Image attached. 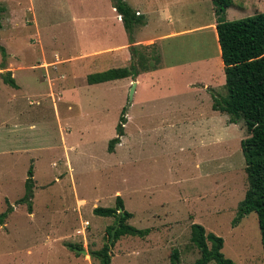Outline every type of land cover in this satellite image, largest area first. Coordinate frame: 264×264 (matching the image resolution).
I'll return each instance as SVG.
<instances>
[{
  "label": "rangeland",
  "instance_id": "obj_1",
  "mask_svg": "<svg viewBox=\"0 0 264 264\" xmlns=\"http://www.w3.org/2000/svg\"><path fill=\"white\" fill-rule=\"evenodd\" d=\"M82 1L113 6L111 0ZM128 1L149 23L134 36L158 40L150 49L136 48L140 75L173 68L159 74V84L141 79L131 106L138 78L88 83L89 75L123 65L119 57L90 55L122 44L123 36L89 40L85 29L72 32L76 14L93 17L89 9L75 8L73 0L62 7L20 0L25 6L13 7V24L12 7L0 3V264H99L89 253L110 243L116 219L94 209L116 208L117 197L133 215L128 224L151 233L122 237L111 248L112 264H195L201 254L191 242L193 224L223 238L227 259L264 264L257 213L233 224L249 189L241 147L249 135L243 119L233 124L230 116L214 114V97L228 99L221 48L215 30L195 31L215 18V4L170 0V18L163 21L159 13L144 12L153 2ZM258 13H264V0H234L224 18ZM8 73L18 88L4 82ZM122 116L124 136L110 153ZM30 170L32 201L19 203Z\"/></svg>",
  "mask_w": 264,
  "mask_h": 264
},
{
  "label": "trees",
  "instance_id": "obj_2",
  "mask_svg": "<svg viewBox=\"0 0 264 264\" xmlns=\"http://www.w3.org/2000/svg\"><path fill=\"white\" fill-rule=\"evenodd\" d=\"M113 7L122 17L124 28L129 36V42L134 43V30L144 26L145 20L138 15L125 0H111ZM215 4L217 16V35L221 48V57L226 77L228 99L214 97V110L230 116L231 123L236 124L243 119L248 133V138L241 143L243 155L246 161V173L249 189L244 200L238 206L237 218L233 224H238L251 213H257L259 228L262 236L264 250V13H258L236 21H226L224 16L232 7L234 0H212ZM5 12L0 7V14ZM133 63L130 67L114 68L104 72L91 74L87 80L89 85L107 83L127 78L135 80L140 75V61L137 60L136 48H131ZM3 59L7 57L6 50L2 48ZM5 64L3 63V69ZM4 82L18 88L16 81L10 73L3 75ZM127 123L126 116H122L118 126V137L109 144V152L113 153L115 147L121 144L124 136V126ZM26 181V196L19 203L31 202L33 197V174L30 170ZM116 208H95L94 214L104 218H115L116 223L109 229L111 232L119 223L115 235L114 244L107 243L102 249L89 253L92 259L99 264H112L111 248L122 237L132 236L145 238L151 233V229H138L128 221L132 219V213L125 210L121 197H117ZM32 207H30V211ZM119 210H123L119 213ZM32 212V211H31ZM6 217V216H5ZM191 242L199 250L201 257L195 264H236L227 259L223 254L224 240L214 233H207L206 229L199 225L191 226ZM211 244V246H210ZM73 248V247H72ZM73 250H82L74 246ZM178 260V253L173 254Z\"/></svg>",
  "mask_w": 264,
  "mask_h": 264
},
{
  "label": "crops",
  "instance_id": "obj_3",
  "mask_svg": "<svg viewBox=\"0 0 264 264\" xmlns=\"http://www.w3.org/2000/svg\"><path fill=\"white\" fill-rule=\"evenodd\" d=\"M0 3H6L8 5V8L13 9V7H19L20 9H24L22 8V6H25L24 4L20 3V0H0ZM34 2L35 0H29ZM52 1H56L58 3V5L60 7H62L61 3L64 0H52ZM67 1V0H66ZM128 5L135 10L134 7H132L129 3L128 0H125ZM148 2L152 3V6H147L144 8H148V9H144V12L147 13L148 15H150L151 13H159L160 14V18L165 21L167 18H170V11H169V7L171 6L170 3L168 1L170 0H161V1H166V4H156V2H154L155 0H147ZM160 1V0H158ZM74 2V6H76L75 8L77 9H89L91 11V15H93V17H83L84 15H81L83 18L78 17L79 14H76L73 21L71 22V28H72V32L78 36V35H83V30L85 29V31H89L87 38L89 40H95L97 39L100 35V38H104V39H108V40H114L115 37L117 36H123V43L120 45H116V43L114 45H110V46H106L103 47L101 49H96L94 52H91V56L94 57H100V56H104L109 58V60L113 57L114 59H116L117 57L120 58V62L123 64L122 66H120L119 68H124V67H128V61L132 60L133 63V55H132V51L131 48H147L150 49L151 47H154L156 45V42H158L157 38L155 37H147V38H139L136 35L134 36V43L131 44L129 42V36L128 33L126 32L123 22H122V17L117 13L116 9L110 5L109 8L107 9H103L106 4H104L101 1H89V2H85L82 0H73ZM171 3H173V5H180L181 4V0H171ZM12 4V5H11ZM108 5V4H107ZM30 8L28 11L32 10L31 12H34V9H32L33 7L31 6V4H29ZM155 6V7H154ZM64 7V6H63ZM105 10V11H102ZM16 10V9H15ZM15 10L13 9V12L9 11V17H10V22L15 24V21L17 20L16 18L18 17V13L15 12ZM97 10H100L99 12ZM137 12L138 15L143 16V11H141L140 9L135 10ZM231 11V8L227 10V13L229 14ZM142 12V13H141ZM29 13V12H28ZM35 13V12H34ZM33 13V15H35ZM213 13H214V17L212 22L206 26L200 27V28H196L195 31L200 32V29H204V31L207 30H216L217 27V16H216V12H215V7L213 9ZM116 14V15H115ZM115 19H114V16ZM38 15H36V19H37ZM35 19V17H34ZM165 19V20H164ZM86 25V26H85ZM149 23L148 21L146 22V24L144 25V27H148ZM136 28H140V27H136ZM135 28V29H136ZM135 33V32H134ZM99 34V35H97ZM174 34H169V35H165L163 38H168L170 36H173ZM149 51V50H148ZM15 56V55H14ZM59 57V56H58ZM211 60V58H210ZM111 63V62H110ZM109 63V64H110ZM131 63V64H132ZM42 68L44 67V64L40 65ZM34 68V67H33ZM117 67H109L105 70H102L101 72L110 70V69H114ZM168 68V69H167ZM166 69L171 71L173 68L172 67H167ZM44 69V68H43ZM165 68L163 69V67H159L153 70H148L145 72H142L141 75H139V77H137V86L139 85V83L141 82V79H144L145 77L150 78L152 80H154V82L158 83L159 80V74L163 73L165 70ZM36 70V69H35ZM43 79V78H42ZM15 80V79H14ZM17 84V83H16ZM192 88L194 84L192 83H188L187 87ZM18 86V84H17ZM207 87L208 85L205 84L203 86V90L207 91ZM195 93H197L198 89H194L192 90ZM215 115H219V116H224V114H221L219 111H213ZM171 113H167V115H169Z\"/></svg>",
  "mask_w": 264,
  "mask_h": 264
},
{
  "label": "water",
  "instance_id": "obj_4",
  "mask_svg": "<svg viewBox=\"0 0 264 264\" xmlns=\"http://www.w3.org/2000/svg\"><path fill=\"white\" fill-rule=\"evenodd\" d=\"M136 87H137V83L135 82L134 84H133V86L131 87V91H130V96H129V105L131 106V104L133 103V98H134V94H135V89H136ZM122 211L123 210H119V213H122ZM118 228H119V223L117 224V226L112 230V232H111V239H110V245L112 244V242L115 240V235H116V232H117V230H118ZM79 252H81V253H83V254H87V251H85V250H81V251H79Z\"/></svg>",
  "mask_w": 264,
  "mask_h": 264
}]
</instances>
